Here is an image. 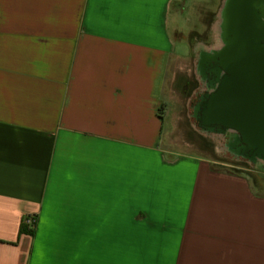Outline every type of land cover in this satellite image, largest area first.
Returning <instances> with one entry per match:
<instances>
[{
  "label": "crops",
  "instance_id": "1",
  "mask_svg": "<svg viewBox=\"0 0 264 264\" xmlns=\"http://www.w3.org/2000/svg\"><path fill=\"white\" fill-rule=\"evenodd\" d=\"M190 6L0 0V264H264V194L172 138Z\"/></svg>",
  "mask_w": 264,
  "mask_h": 264
},
{
  "label": "water",
  "instance_id": "2",
  "mask_svg": "<svg viewBox=\"0 0 264 264\" xmlns=\"http://www.w3.org/2000/svg\"><path fill=\"white\" fill-rule=\"evenodd\" d=\"M224 16L227 47L199 68L213 90L197 111L209 130L230 137L238 155L264 162V0H227Z\"/></svg>",
  "mask_w": 264,
  "mask_h": 264
},
{
  "label": "rangeland",
  "instance_id": "3",
  "mask_svg": "<svg viewBox=\"0 0 264 264\" xmlns=\"http://www.w3.org/2000/svg\"><path fill=\"white\" fill-rule=\"evenodd\" d=\"M223 2L224 0H191V6L186 12L187 20L182 23L184 35L179 34L176 37L181 46L191 49L185 54L186 60L191 61V78L185 79L184 74L177 73L173 87V95L176 97L173 111L178 126L172 138L183 145H190L191 152L207 156L220 166L251 171L258 181L260 191L264 193V162L251 161L234 154L230 150L231 141L227 134L205 131L200 127L197 117L191 115V109L193 112L196 110L202 91L206 88L202 83L200 70L193 66V62H198L202 51L219 48L221 36L217 23L222 17ZM185 84L188 86L184 87ZM189 100L191 103L187 105ZM188 112L191 115L190 120L186 116ZM166 128H170L169 124H166Z\"/></svg>",
  "mask_w": 264,
  "mask_h": 264
},
{
  "label": "flooded vegetation",
  "instance_id": "4",
  "mask_svg": "<svg viewBox=\"0 0 264 264\" xmlns=\"http://www.w3.org/2000/svg\"><path fill=\"white\" fill-rule=\"evenodd\" d=\"M226 2L227 0H225V3H224V6H223V9H222V20H221V24H220V34H221V37H222V42H223V45L218 48V49H214V50H211V51H202L200 53V56H199V60H198V66L200 68L201 64L204 63V61L209 57H213V56H217V55H221L223 54V52L225 51L226 47H227V37H226V33H225V29L223 28L224 25H225V16H224V12H225V8H226ZM214 64V62H212L210 59L209 61L207 62V65L209 67H211L212 65ZM224 72V71H223ZM200 104V103H199ZM198 104V105H199ZM197 105V106H198ZM231 144V143H230ZM230 150L234 153V154H237V151H236V147H233L230 145Z\"/></svg>",
  "mask_w": 264,
  "mask_h": 264
},
{
  "label": "trees",
  "instance_id": "5",
  "mask_svg": "<svg viewBox=\"0 0 264 264\" xmlns=\"http://www.w3.org/2000/svg\"><path fill=\"white\" fill-rule=\"evenodd\" d=\"M237 172L240 174H244V175L248 176L253 182V186H254L255 191L258 192L259 194H264L260 191V189L258 187V181L255 178V175L251 171L238 170ZM23 231L25 233H32L34 230L31 229L28 225L23 224Z\"/></svg>",
  "mask_w": 264,
  "mask_h": 264
},
{
  "label": "built area",
  "instance_id": "6",
  "mask_svg": "<svg viewBox=\"0 0 264 264\" xmlns=\"http://www.w3.org/2000/svg\"><path fill=\"white\" fill-rule=\"evenodd\" d=\"M37 223V218L35 216H28L24 220V224L28 225L31 229H34Z\"/></svg>",
  "mask_w": 264,
  "mask_h": 264
}]
</instances>
